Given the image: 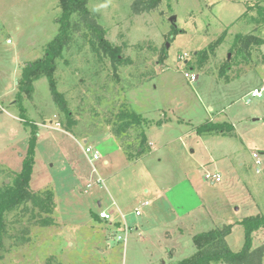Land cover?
<instances>
[{
    "label": "rangeland",
    "instance_id": "374dc122",
    "mask_svg": "<svg viewBox=\"0 0 264 264\" xmlns=\"http://www.w3.org/2000/svg\"><path fill=\"white\" fill-rule=\"evenodd\" d=\"M135 1L91 0L88 5L107 39L123 48L127 62L116 73L81 34L58 63V89L77 121L74 133L65 130L47 79L35 82L32 99H24L25 116L38 129L31 189L54 190L56 223L40 227L29 216L18 222L9 215L0 264H178L196 252L191 235L218 227L231 226L228 245L240 252L245 233L237 221L264 216V176L256 174L252 160L253 152L264 155V97L247 103L249 93L264 86V45L253 48L247 60L236 61L232 51L237 34L264 40V25L249 20L264 0H161L139 15L132 10ZM60 16L59 0H0V184L21 172L32 137L31 126L13 105L21 72L44 57ZM174 28L182 34L173 37ZM225 32L224 43L199 68L196 54ZM164 54L167 59L161 61ZM186 72L197 82L190 84ZM125 104L150 120L149 138L157 151L130 167L112 161L103 174L106 188L82 192L85 182L78 177H85L90 164L81 146L88 139V146L99 147L101 136H113ZM226 117L235 122L243 144L226 138H233L235 129L202 135L213 138L203 144L195 128L208 121L230 123ZM138 135L132 129L115 141L121 151L134 149ZM218 170L224 178L211 185L206 173ZM185 179L193 182V190L183 188ZM144 184L149 194L143 193ZM155 188L176 191L174 199L164 200ZM146 199L150 206L143 207ZM109 208L118 217L120 209L132 226L127 242L123 230L94 217ZM119 235L122 240L116 241ZM171 238L177 242L169 243ZM253 244H264V230L254 234Z\"/></svg>",
    "mask_w": 264,
    "mask_h": 264
},
{
    "label": "trees",
    "instance_id": "16d2710c",
    "mask_svg": "<svg viewBox=\"0 0 264 264\" xmlns=\"http://www.w3.org/2000/svg\"><path fill=\"white\" fill-rule=\"evenodd\" d=\"M91 0H59L61 16L59 29L52 41L45 47V55L42 59L28 63L21 72V79L18 81V95L13 105L20 110V119L32 128L29 151L24 159L20 173H10L9 183L4 181L0 184V261L3 259L5 251V239L8 234V217L15 215L18 222L29 216V220L34 225L40 227L54 226L56 212V194L53 189H46L42 192H35L31 189V177L33 173L34 154L38 129L36 124L31 123L25 116L23 106L24 99H32L35 92L34 84L41 79H47L51 91L53 102L60 114L65 119V130L74 133L77 121L74 119L72 110L66 96L58 89L56 77L58 63L64 59L65 53L69 50L76 35H83L89 42L94 54L109 59L113 72L116 73L119 66L127 61L123 56V48L116 46L107 39V30L103 28L96 17L89 10L88 5ZM161 0H136L132 5V10L136 15L148 13L156 9ZM253 8L249 7V10ZM254 10V9H253ZM256 17L249 20L259 26L264 25V6H257ZM247 15V14H245ZM225 32L215 42L196 54L197 65L202 68L204 64L215 55L216 50L224 43ZM182 31L174 28L172 36L176 37ZM264 40L253 35L237 34L234 39L232 51L234 59H250L252 50L255 47H262ZM166 48V47H165ZM164 48V49H165ZM167 59V54L162 56L161 61ZM230 64H226V69ZM138 83L137 85H141ZM151 122L144 116L137 114L130 106L123 105L117 115V122L113 138L118 142L122 136H127L132 129L139 130L138 146L129 147L122 150L129 162H136L143 155L149 154L150 147L146 136V128ZM195 131L198 135L213 133H233L234 127L228 122H204L197 126ZM100 221L97 215H94ZM20 218V219H19ZM244 229L245 242L240 252H233L227 242L231 234V226L214 228L206 232H201L193 237L196 252L178 262V264H263L264 244L254 248L253 236L264 230V216L255 215L243 218L236 223Z\"/></svg>",
    "mask_w": 264,
    "mask_h": 264
},
{
    "label": "crops",
    "instance_id": "0c3cea01",
    "mask_svg": "<svg viewBox=\"0 0 264 264\" xmlns=\"http://www.w3.org/2000/svg\"><path fill=\"white\" fill-rule=\"evenodd\" d=\"M259 89V88H258ZM248 98V97H247ZM209 109H212L213 110V107H209ZM228 120L227 121H229L232 125H233V127H234V129H235V133H236V135L235 136H233V138L232 137H226V138H230V139H235L236 140V137H237V139L240 141V143L241 144H243V142H244V140L241 138V136L238 134V132H237V129H236V126H235V122H233L229 117H226ZM149 120V119H148ZM150 121V120H149ZM150 127H151V125L146 129V136H147V140H148V145H150L149 147H150V152H149V155L145 158V159H141V161L139 160L138 162H146L148 159H150L151 157H153L154 156V154L156 153V151H157V149H156V145L153 143V141H151L150 140V138H149V130H150ZM163 127L161 126L160 127V129H162ZM196 132V131H195ZM200 136V135H199ZM202 139H201V142L204 144V142L206 143V142H209L210 141V139H213V138H211L212 136H206V138H203L204 136H200ZM101 144L100 145H98L99 147H97V146H95V148H99V150H100V152H102V160H103V164L102 165H100L99 166V168H100V172H101V175L102 176H104L103 174H105V173H107L108 171H109V169H108V166H110V164H111V162L112 161H114V163H116V162H118V165H117V167H119V168H123V167H130V166H132L133 164H136V163H138V162H135V163H130L128 160H127V158L125 157V155H124V153L120 150V148H119V146H118V144L116 143V141H115V139L111 136V135H103V136H101ZM84 141H86L85 142V144L86 145H88V139H85ZM77 142H79L78 140H77ZM84 147H85V145L84 146H81V148H82V151L84 152ZM102 150H105V151H102ZM253 153H255V152H253ZM109 154H111L112 155V157H113V160H111V158L109 157ZM210 160H212V158H210ZM253 160V159H252ZM107 166V167H106ZM239 166V165H238ZM91 169V168H90ZM208 173V172H207ZM206 173V174H207ZM79 174H81V173H78V175ZM117 174H118V172H117ZM116 174V175H117ZM213 174H219L220 176H221V178H222V180H223V178H224V172L221 170H218V171H215V173H213ZM257 174V173H256ZM105 175H107V174H105ZM114 174H111V176H113ZM89 177H90V171L88 172L87 171V173H86V175H85V177L84 178H80V177H78L79 179H83L84 180V182H85V186H86V183H87V181L89 180ZM106 177H104V179H105ZM222 182V181H221ZM196 184V183H195ZM183 185V188H185L186 190H193V188H194V186H193V182H191V181H189L188 179H185V181H184V183L182 184ZM211 185H214V183H212L211 182ZM105 188H106V179H105ZM196 186H198V184H196ZM84 189L85 188H83L82 189V192L84 191ZM143 189H144V191H143V193H145V194H149L150 193V188H148L145 184L143 185ZM156 190H158V191H156L157 193L159 192V196L161 197V198H163L164 200H167L168 199V195H173L174 193L173 192H171L170 191V189L168 188H163V189H160V188H155ZM189 190V191H190ZM85 192V191H84ZM171 193H173V194H171ZM172 198H173V196H171ZM146 198V197H145ZM174 199V198H173ZM146 201H148L147 199H146ZM144 203V202H143ZM142 203V204H143ZM98 204H99V206H101L102 205V203L99 201L98 202ZM116 203L115 202H113V206L115 205ZM150 206V205H149ZM196 207L195 208H199L200 207V203L199 204H197V205H195ZM138 209V208H137ZM103 210V209H102ZM101 210V211H102ZM119 210V213H120V215L122 216V211L120 210V209H118ZM190 210V209H189ZM109 211H114V210H112L111 208H109ZM118 213V214H119ZM97 216H98V214H96ZM117 215V212H115L114 211V215H113V219H112V221L111 222H105V221H102V220H98V222H100V223H104L105 225H112V224H115L114 226H113V228H117V229H121V230H123V225L125 224V220H123L122 219V217H118V215ZM258 215V214H257ZM194 223V221H192V222H190V224H193ZM196 225V224H195ZM128 227H130L131 229L129 230V232L132 230V226L131 225H127ZM214 226V225H213ZM137 231L139 230V229H136ZM165 233H170L169 231H166ZM196 235V233L195 234H193V235H191V237L193 238L194 236ZM177 242V238H171V239H169V243H175V242Z\"/></svg>",
    "mask_w": 264,
    "mask_h": 264
},
{
    "label": "built area",
    "instance_id": "2783aa9c",
    "mask_svg": "<svg viewBox=\"0 0 264 264\" xmlns=\"http://www.w3.org/2000/svg\"><path fill=\"white\" fill-rule=\"evenodd\" d=\"M184 77L188 80L190 84H194L197 82V76L193 73L186 72L184 73ZM264 97V86L255 89L251 91L248 95L247 103L251 101V98H263ZM84 154L86 155L88 162L90 164V177L89 180L86 183L85 192H88L92 190L96 186H104L105 185V179L101 175L99 164L103 162L102 155L100 151L97 148H94L92 146L85 145L84 147ZM252 159L254 161V167L256 170V173L258 175L264 176V155L259 153H253ZM206 180L209 182H212L214 184H218L222 181V178L219 174H206ZM150 205L149 201H145L143 203V207H147ZM136 216H141V210L136 209L135 211ZM114 211L109 210H102L98 213V217L100 220L105 222H111L113 219ZM122 219L125 220V215L122 214ZM113 226L115 224H112ZM130 230V227L126 225V223L123 225V232L126 234L125 242H127V234ZM122 236H118L116 241L122 240Z\"/></svg>",
    "mask_w": 264,
    "mask_h": 264
},
{
    "label": "water",
    "instance_id": "95a60500",
    "mask_svg": "<svg viewBox=\"0 0 264 264\" xmlns=\"http://www.w3.org/2000/svg\"><path fill=\"white\" fill-rule=\"evenodd\" d=\"M175 20H176V17L173 16V17L171 18V22H175ZM7 183H9V181H7Z\"/></svg>",
    "mask_w": 264,
    "mask_h": 264
}]
</instances>
